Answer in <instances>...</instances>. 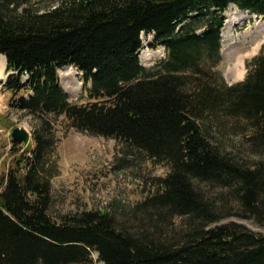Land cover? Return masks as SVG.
Listing matches in <instances>:
<instances>
[{
  "label": "trees",
  "instance_id": "1",
  "mask_svg": "<svg viewBox=\"0 0 264 264\" xmlns=\"http://www.w3.org/2000/svg\"><path fill=\"white\" fill-rule=\"evenodd\" d=\"M228 4L264 15V0H0V54L15 72L7 105L34 121L32 144L10 140L0 174V264H93L92 252L99 264H264V234L216 223H264V160L247 166L211 135L222 118L241 120L250 151L264 157V43L240 81L214 69ZM140 33L164 46L154 69L138 63ZM65 65L89 83L86 101L59 87ZM60 115L165 174L118 218L105 208L53 217L50 116Z\"/></svg>",
  "mask_w": 264,
  "mask_h": 264
},
{
  "label": "rangeland",
  "instance_id": "2",
  "mask_svg": "<svg viewBox=\"0 0 264 264\" xmlns=\"http://www.w3.org/2000/svg\"><path fill=\"white\" fill-rule=\"evenodd\" d=\"M36 1L40 7L55 4V0ZM227 6L223 11V27L229 19H235V23L229 25V29L223 30L222 27L219 30V59L214 69L230 84L243 78L245 62L258 51L259 45L264 41V15L240 10L234 4ZM252 43L258 45L254 52H251ZM142 51L143 59L146 60L144 63L140 58ZM138 53L139 65L145 69H154L164 57V46L152 33H140ZM242 71L243 75L239 77L236 72ZM56 72L58 85L65 92L60 89L71 101H86L89 83L84 85L75 67L65 65ZM3 79L4 76L0 78V174L7 169L11 160L10 130L15 126L23 128L28 133L25 144L31 145V130L34 125L29 115L8 108V93L3 91ZM50 118L53 120L52 130L57 138L51 152L55 169L50 177L52 202L49 211L53 217L67 212L105 208L115 210L118 218L119 210L141 199L152 188L153 178L163 176L167 170L114 139L93 136L66 127L62 115L55 119L51 116ZM215 125L211 135L218 140L219 147L229 157L247 166L258 159L264 160V157L250 151V141L246 138L247 132L241 120L222 118ZM201 188L204 191L208 189L205 186ZM227 222L240 223L254 232L264 234V223H258L254 219L231 215L216 223ZM91 258L93 264H99L95 253H91Z\"/></svg>",
  "mask_w": 264,
  "mask_h": 264
},
{
  "label": "bare ground",
  "instance_id": "3",
  "mask_svg": "<svg viewBox=\"0 0 264 264\" xmlns=\"http://www.w3.org/2000/svg\"><path fill=\"white\" fill-rule=\"evenodd\" d=\"M233 23H235V19H229V20H227V22L225 23V25H224V27H223V30L224 29H229L230 28V26L231 25H233ZM226 24H227V26H226ZM230 25V26H229ZM226 26V27H225ZM220 34H221V32H220ZM253 44V47L251 48V52H254L255 51V49L258 47V45L257 44H254V43H252ZM255 45V46H254ZM249 53V52H248ZM248 53H246V54H248ZM245 54V53H244ZM243 54V55H244ZM245 54V55H246ZM147 55V54H146ZM236 57H238V56H236ZM140 58H141V61L144 63L146 60L145 59H143L144 58V51H142V54H141V56H140ZM3 65H4V58L0 55V78H1V76H2V73H1V71H2V69H3ZM236 74L239 76V77H241L242 75H243V71L242 72H239V73H237L236 72Z\"/></svg>",
  "mask_w": 264,
  "mask_h": 264
},
{
  "label": "water",
  "instance_id": "4",
  "mask_svg": "<svg viewBox=\"0 0 264 264\" xmlns=\"http://www.w3.org/2000/svg\"><path fill=\"white\" fill-rule=\"evenodd\" d=\"M10 136L17 141L23 142L27 138V132L23 128L16 126L12 128Z\"/></svg>",
  "mask_w": 264,
  "mask_h": 264
}]
</instances>
